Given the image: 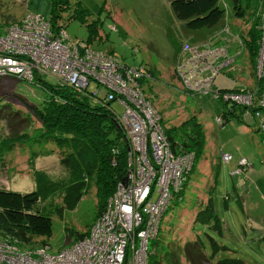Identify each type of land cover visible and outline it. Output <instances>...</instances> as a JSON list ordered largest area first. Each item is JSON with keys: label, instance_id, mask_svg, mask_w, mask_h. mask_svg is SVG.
I'll return each mask as SVG.
<instances>
[{"label": "rangeland", "instance_id": "1", "mask_svg": "<svg viewBox=\"0 0 264 264\" xmlns=\"http://www.w3.org/2000/svg\"><path fill=\"white\" fill-rule=\"evenodd\" d=\"M171 1L68 0L64 4L60 23L65 26L68 39L83 40L98 50L112 51L121 63L140 64L145 71L136 78L140 92L144 97L148 96L154 108L159 110L165 126L179 125L182 120L195 114L204 127L203 157L189 172L183 189L173 192L154 238L148 240L149 251H152L150 258L157 259L160 264H170L169 253L172 252L178 261L176 264H191L183 246L186 241L197 237L205 243V248L201 250L208 258V239L211 235L226 247L205 259L203 264H215L218 258L229 256L240 258L246 264H264V144L260 141L261 135L256 124H248L242 117L240 107L236 106L235 113H230L221 96L190 91L182 85L175 68L178 56L184 60L189 55L188 51L180 50L186 41L184 39L208 37L213 27H186L184 21L173 12ZM220 1L226 5L219 25L226 23L231 31L246 33L251 23L250 16H236L227 0ZM79 4L82 11L75 15L74 8ZM29 13L48 19L50 0H0V21L22 18ZM235 62L232 75H217L216 80L222 79L223 84H233V87L253 86L256 81L254 72L252 76L250 74L254 69L253 63L245 49ZM40 76L44 81L55 83V78L50 74ZM1 80L0 142L4 119L11 124L16 121L13 132H27V136L12 144L9 151L0 146V186L18 191L35 189L33 167L46 172L53 179L66 180L67 170L60 163V157L64 155L61 149L65 147L52 140L37 139L38 127L42 122L29 105L34 103L41 107L44 101L41 99L47 98L48 93L38 84V81L40 84L43 81L37 75L33 81L13 77ZM9 83L14 85V91ZM98 86L99 90L103 89L101 84ZM89 87H92V83ZM18 96L20 98H15ZM110 107L119 113L124 109L115 100L111 101ZM12 110H19V115L31 116L30 125L24 118L19 119L17 113L10 114ZM217 116L227 121L221 126L216 121ZM10 135L14 136V133ZM3 146L10 145L4 143ZM222 153H232L233 158L223 162L220 160ZM241 155L250 159L252 165L247 171L241 173L238 169L232 174ZM95 190L92 184L74 208H65L62 214H51L52 233L45 238L51 251L72 243L78 232L88 229L98 207ZM210 194L222 221L221 232L194 220V209L202 201L205 202ZM55 201L62 203L60 193L56 194ZM66 235L70 238L65 239ZM39 239L36 237L37 241ZM27 264L33 263L27 259Z\"/></svg>", "mask_w": 264, "mask_h": 264}, {"label": "built area", "instance_id": "2", "mask_svg": "<svg viewBox=\"0 0 264 264\" xmlns=\"http://www.w3.org/2000/svg\"><path fill=\"white\" fill-rule=\"evenodd\" d=\"M61 27L53 29L50 19L34 13L0 26V77L33 81L37 74H50L81 92L92 83L88 96L101 102L100 94L105 92L106 99L123 105L120 121L133 147L127 182L125 178L118 182L81 238L54 251L48 245L21 248L0 240V264H27V259L33 264H147L148 240L170 202L169 189L180 187L193 155L186 150L180 154L171 150L158 126L156 109L140 92L136 78L145 74L140 64L121 63L110 52L93 48L86 41L70 40ZM258 28L253 86L233 87L216 80L217 75L225 76V71L234 68L235 58L247 48L241 34L231 31L226 23L207 40L184 41L181 50L189 55L184 60L178 56L175 71L188 90L215 93L222 97L228 111L235 113L238 106L246 121L255 119L264 144V11ZM97 83L103 89L99 90ZM223 120L216 117L219 125ZM230 157V153L221 154L223 161ZM240 165H248L246 157L240 158Z\"/></svg>", "mask_w": 264, "mask_h": 264}, {"label": "trees", "instance_id": "3", "mask_svg": "<svg viewBox=\"0 0 264 264\" xmlns=\"http://www.w3.org/2000/svg\"><path fill=\"white\" fill-rule=\"evenodd\" d=\"M66 2L68 0H50V16L48 19H50L55 30L58 29V26L65 28L60 23V18L63 10H65L64 4ZM227 2L230 4L234 15L243 17L247 14L250 16L251 23L246 33L240 32V34L247 46L246 52L254 67L259 48L260 29L258 25L261 21V13L264 11V0H227ZM225 5L226 3L224 4V1L221 3L220 0L171 1L173 12L184 21L186 27L212 26V33L219 26V22L225 13ZM81 11L80 4L75 6V15L80 14ZM15 20L17 18L0 21V26ZM94 28L97 30L96 24H94ZM208 37L198 40H190L188 38L184 40L196 42L207 40ZM108 52L112 54V51ZM232 69L225 71L224 74L232 75ZM251 71L253 72L254 69ZM37 76L42 80L40 75L37 74ZM42 81L43 83L41 84L38 81V84L48 93L47 98L41 99L44 100L41 107H37L34 103L29 104L32 106V112L42 122L41 126L38 127L37 139L52 140L60 147H65V149H61L64 155L60 157V163L67 170L68 178L66 180L53 179L46 172L33 167V176L36 182L35 189L18 191L10 187L0 186V240L8 241L21 248L29 247L32 244L50 246L45 238L52 233L51 214L53 212L62 214L65 208H74L78 200L92 184L95 185L97 195L98 207L94 216L96 218L112 196L118 182L127 178L130 170L128 157L130 151H133L129 133L120 121L122 112L119 113L110 107L113 99H106L105 92L100 94V102L88 96L92 92L93 86L81 92V90L79 91L73 86L61 83L57 79H55V83ZM1 83L2 80L0 85ZM9 85L11 89L15 88L13 84L9 83ZM231 85L234 86L233 84ZM146 98L148 99L149 97L146 96ZM156 112L158 115V126L163 135L167 137L171 150L174 153H179L181 150L192 153L193 159L189 172L194 170V167L197 166L204 154L205 130L201 121L198 120L195 114H192L182 120L179 125L165 126L161 113L157 109ZM229 112L234 113L233 111ZM9 113L14 115L17 113L19 115L20 111L12 110ZM19 117V119L24 118L27 125H30L31 116L22 114ZM11 119L15 121L13 118ZM226 121L227 119L223 120V124ZM3 123V138L0 146H2V149L9 151L12 148V144L22 141L27 136V132H22V134H20L21 132H13L16 121L12 122V125L4 119ZM10 133H14V136L10 135ZM4 143L10 146L4 147ZM230 155L231 157L227 161H223L221 157L220 160L229 162L233 158L232 153ZM240 158L232 174L237 169L240 172L247 171L252 165L249 159L247 160L250 164L246 166L240 165ZM215 176L216 172L214 174V184L216 182ZM186 181L187 177L182 179L177 190H173V186L170 187V199L173 192H180L183 189L182 187ZM214 184L211 185L209 190ZM58 193H60L61 204L55 201ZM53 197L54 199H51ZM224 203L226 204V201ZM194 220L209 226L217 232L222 231V221L216 212L211 194L205 202L202 201L201 205L194 209ZM87 231L88 229L78 232L74 239L81 238ZM36 237H40V239L37 241ZM68 237L66 235L65 239ZM151 238H154V236ZM208 241L210 245V251L207 254L208 258L215 256L221 248L226 247L224 244H219L211 235H209ZM204 246L205 243L199 237L186 241L183 246L184 253L191 264H203L204 260L208 259L201 250ZM151 253L152 251L147 248V264H160L157 259L150 258ZM169 254L170 264L178 263L174 254L172 252ZM215 264L246 263L240 258L229 256L218 258Z\"/></svg>", "mask_w": 264, "mask_h": 264}, {"label": "crops", "instance_id": "4", "mask_svg": "<svg viewBox=\"0 0 264 264\" xmlns=\"http://www.w3.org/2000/svg\"><path fill=\"white\" fill-rule=\"evenodd\" d=\"M248 124H252V125H255L256 124V128L259 130V128H258V124H257V121L255 120V119H252V120H250V121H246ZM259 133H260V141L262 140V132H261V130H259ZM242 156V155H241ZM250 160V159H249ZM250 162H251V160H250ZM242 173V172H241Z\"/></svg>", "mask_w": 264, "mask_h": 264}, {"label": "flooded vegetation", "instance_id": "5", "mask_svg": "<svg viewBox=\"0 0 264 264\" xmlns=\"http://www.w3.org/2000/svg\"><path fill=\"white\" fill-rule=\"evenodd\" d=\"M231 113V112H230Z\"/></svg>", "mask_w": 264, "mask_h": 264}]
</instances>
